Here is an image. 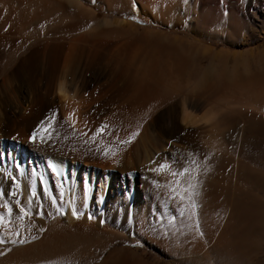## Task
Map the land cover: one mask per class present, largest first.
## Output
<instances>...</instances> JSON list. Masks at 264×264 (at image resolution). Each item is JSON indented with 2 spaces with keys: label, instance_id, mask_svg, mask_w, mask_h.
I'll return each mask as SVG.
<instances>
[{
  "label": "rangeland",
  "instance_id": "rangeland-1",
  "mask_svg": "<svg viewBox=\"0 0 264 264\" xmlns=\"http://www.w3.org/2000/svg\"><path fill=\"white\" fill-rule=\"evenodd\" d=\"M151 1L0 0V84L36 46L51 42L68 44L67 48L74 42L78 55L71 63L73 71L77 69L78 76L84 71L102 73L87 87L102 96V118L116 115L122 125H128L125 122L129 120L143 121L162 101L164 108L186 98L197 105V115L214 110L220 125L216 148L205 143L203 129L202 133L201 129L193 130L198 123H181L193 133L201 159L211 172L202 173L198 168L192 143L171 141L164 156L172 159V165L161 170L165 173L159 171L167 176L160 182L166 184L172 178L170 182L176 185L184 225L169 227L165 244L135 236L119 246L142 251L144 264H264V13H259L264 0L257 3L260 9L250 12L253 0ZM62 65L64 71L67 65L71 67ZM126 79L128 85L132 81L130 86L150 91L149 98L143 100L147 102L138 109L128 103L129 95L110 99L114 84ZM9 142H13L10 137L0 136V162L2 146L7 148ZM16 152L13 164L18 159L20 167L21 153ZM179 163L181 168L173 167ZM0 172L2 177L1 167ZM201 179L211 181L213 188H204L198 195ZM25 208L20 202L19 209ZM2 229L9 236L16 233ZM18 232L19 237L24 235ZM72 240L76 239L68 236L61 242L68 246L74 242L73 251L86 250L94 256L85 263L68 264H102L115 248V243L99 249L98 241L86 245ZM54 245L50 242L47 246Z\"/></svg>",
  "mask_w": 264,
  "mask_h": 264
},
{
  "label": "bare ground",
  "instance_id": "bare-ground-1",
  "mask_svg": "<svg viewBox=\"0 0 264 264\" xmlns=\"http://www.w3.org/2000/svg\"><path fill=\"white\" fill-rule=\"evenodd\" d=\"M253 1L248 6L249 12L260 9L257 7L259 0ZM261 8L259 13H264V7ZM76 44L73 42L67 48L68 44L51 42L36 46L5 74L0 84V136H8L13 141L7 148L2 146L0 216L4 217V222L0 224V235H5L6 239L10 237V234H4L2 228L5 227L12 232L23 231L24 235L18 238L28 241L25 244L0 245V252L4 253L0 255V264L85 263L93 258L94 254L86 250L73 251L74 242L69 243L70 246L61 242L68 236L76 239L72 241L85 244L98 241L99 249L115 243L114 250L102 264H144L142 251L119 245L129 243L128 237L135 236L150 241L157 239L165 244L168 228L185 222L184 210L178 204L176 185L170 182L172 178L164 182L166 184L160 182L164 176L159 175V171L164 172L161 170L172 163V159L167 160L164 156L168 141L192 143L193 148L190 147L197 155L198 168L202 173L211 172L201 159V150L193 133L181 123H198L193 130L201 129L202 133L203 129L205 143L215 147L220 137V125L214 110L209 109L200 116L194 112L197 105L187 98L180 104L164 108L161 106L165 103L161 100L157 104V99V105L143 121L137 122V118L136 122L129 120L125 122L129 123L126 126L116 119V115L102 118V96L99 92L87 90L88 84L99 79L102 73L84 71L78 76L77 69L73 71L71 63L78 55L75 53ZM67 64L71 65L70 70ZM61 65L65 68L67 65L68 72L60 68ZM128 80L114 84L110 99L129 95L128 103L137 108L147 102L143 103V100L149 98L150 91L145 87H132V81L128 85ZM158 108H162L160 113L154 115ZM103 125L107 128L97 135ZM34 132L40 133L35 141L32 140ZM247 133L245 130L246 138ZM18 150L21 166L15 168L18 159L13 164L12 156ZM106 150L108 155L104 154ZM50 163L55 171L49 167ZM180 163L179 166L173 164V167L181 168ZM204 188H213L212 182L201 179L198 195ZM20 202L25 203V209H19ZM73 210L81 214L79 219L73 216ZM89 216L93 218L89 219ZM50 242L56 245L50 248L47 246Z\"/></svg>",
  "mask_w": 264,
  "mask_h": 264
},
{
  "label": "snow or ice",
  "instance_id": "snow-or-ice-1",
  "mask_svg": "<svg viewBox=\"0 0 264 264\" xmlns=\"http://www.w3.org/2000/svg\"><path fill=\"white\" fill-rule=\"evenodd\" d=\"M95 2V0H93V3ZM185 2H187V0H185ZM49 127H51V125L49 124ZM107 128V125H103L101 127V129L99 130V132L97 133V135H99L100 133H102L104 131V129ZM43 131H47V129H44ZM40 133L39 132H34L33 135H32V140L35 141L37 135H39ZM135 135V134H134ZM43 139V137H41ZM93 141H95V137L92 138ZM128 141H124V143H127ZM105 155H108V151L106 150L104 152ZM17 167H19V165H17ZM49 167L53 169V171H55V167L50 163L49 164ZM173 175H178L177 173H173ZM35 192H33V196H35ZM11 212V209H9V213ZM73 216H75L77 219L80 218V213H78L77 211L73 210L72 212ZM25 215H27V213H25ZM93 217L89 216V219H92ZM173 219H175L173 217ZM4 222V217L3 216H0V224H2ZM171 222V221H170ZM41 231H44V229H41ZM19 232H16V233H12L11 236H14L16 238H11V236L6 239L5 238V235H0V245H5V244H8V243H11L12 245H17V244H25L27 243L28 241L26 239H19ZM33 239H35L36 237H32ZM9 251H11V249H8ZM4 253L3 252H0V255H3ZM53 264H55V262H53Z\"/></svg>",
  "mask_w": 264,
  "mask_h": 264
}]
</instances>
